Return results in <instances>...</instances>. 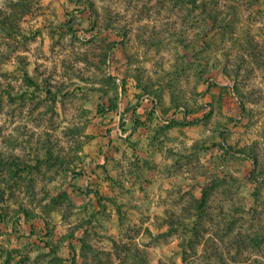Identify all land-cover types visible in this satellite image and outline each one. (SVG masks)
Here are the masks:
<instances>
[{
	"label": "rangeland",
	"instance_id": "rangeland-1",
	"mask_svg": "<svg viewBox=\"0 0 264 264\" xmlns=\"http://www.w3.org/2000/svg\"><path fill=\"white\" fill-rule=\"evenodd\" d=\"M194 1L0 0V264H264V0Z\"/></svg>",
	"mask_w": 264,
	"mask_h": 264
},
{
	"label": "trees",
	"instance_id": "trees-1",
	"mask_svg": "<svg viewBox=\"0 0 264 264\" xmlns=\"http://www.w3.org/2000/svg\"><path fill=\"white\" fill-rule=\"evenodd\" d=\"M187 1L192 3V4L195 3L194 0H187ZM0 25L5 26V23L0 22ZM251 51L253 52L254 56L258 57V50L255 47L251 48ZM29 82L34 87L35 90L42 91L39 84L35 80L30 79ZM44 91L47 93V95L49 97L52 98V100H55L56 95L54 93H51L50 90H48V88L45 87ZM144 91H145V93L148 92L147 89H145ZM3 93L10 96V89L4 90ZM240 105H242V103ZM242 108H243V106H242ZM49 154H50V152H49ZM246 157L249 159H252V163H253L254 168L255 167L257 168V162H256L257 160H255L256 158H254L253 156H246ZM1 164H9L11 167H13L15 170H17L19 172H22L28 168V166L25 163L17 162V161H12L11 163H8L6 160H2V161L0 160V165ZM250 175H251L250 181L252 183H256L259 180L258 177H255V172H252ZM261 175H264V172H261ZM206 199H207V195L204 193L201 200H199L197 202V204L193 207V209L197 210V214H195V216L198 219V221L196 223H197L198 228H200V229H204V224H203V222H201V217L209 219V217L211 216L209 213H206L204 210L205 204H206ZM180 219L181 218H179V219H176V218L173 219L172 218L169 221L171 224H169V225L167 223L162 224V225H168V229L165 232H162L161 234H159L157 237L168 236V234L171 233V231L175 227V225H183V223L181 222ZM262 229L264 230L263 227H262ZM194 230L195 229H192V232H194L193 233L194 234L193 235V241H196V243L197 242L201 243V242L206 241L205 245H204V252L211 253L212 256H214V258L217 260L216 261L217 264H226V261L223 258L222 252L214 245V242H212V239H206L204 237V235H201L199 230L198 231H194ZM247 241H248V245L250 244V246L251 245L259 246L258 242L263 241V238L262 237L260 238L259 236L251 238L249 236V234H247V233H245L244 235L239 234L237 241H235L236 243H233V244H234V246L238 245L237 247L239 248V252H240V248L244 244H246ZM114 247H116V256L118 258L117 264H149L148 263V256H147L146 252L142 251L137 246L131 247V246H128L127 244L114 243ZM188 247H189V245L187 246V248ZM13 253H18V251L17 250L7 251V255H11ZM109 258H111L110 255H109ZM95 259L98 260L99 258L96 257V255H95ZM99 264H101V262H99Z\"/></svg>",
	"mask_w": 264,
	"mask_h": 264
},
{
	"label": "crops",
	"instance_id": "crops-1",
	"mask_svg": "<svg viewBox=\"0 0 264 264\" xmlns=\"http://www.w3.org/2000/svg\"><path fill=\"white\" fill-rule=\"evenodd\" d=\"M205 119H206L205 116H202V118H200V120H196L197 124L195 123L193 126L202 127L203 123H204L203 120H205Z\"/></svg>",
	"mask_w": 264,
	"mask_h": 264
}]
</instances>
